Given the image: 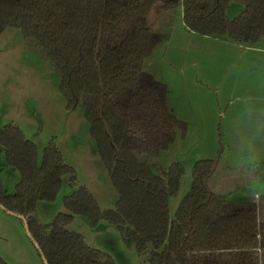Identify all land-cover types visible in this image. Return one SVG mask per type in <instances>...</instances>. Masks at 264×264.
<instances>
[{
	"label": "trees",
	"instance_id": "obj_1",
	"mask_svg": "<svg viewBox=\"0 0 264 264\" xmlns=\"http://www.w3.org/2000/svg\"><path fill=\"white\" fill-rule=\"evenodd\" d=\"M234 1L243 10L228 17ZM155 4L163 11L181 7L185 28L201 35L246 44L264 36V0H0V34L17 28L56 72L66 109L83 110L118 192L114 206L102 209L54 139L38 161L34 142L8 123L0 128V147L20 179L12 193L0 179V205L25 218L47 264H118L67 228L75 215L93 227L116 226L125 245L144 255L141 264H264V195L232 206L208 186L216 160L194 163L190 189L170 217L184 166L163 167L158 158L187 127L168 105L166 84L144 67L164 37L148 18ZM62 186L68 212L41 223L38 204L53 202Z\"/></svg>",
	"mask_w": 264,
	"mask_h": 264
},
{
	"label": "rangeland",
	"instance_id": "obj_2",
	"mask_svg": "<svg viewBox=\"0 0 264 264\" xmlns=\"http://www.w3.org/2000/svg\"><path fill=\"white\" fill-rule=\"evenodd\" d=\"M157 5L148 18L164 37L144 67L168 84L169 107L187 127L177 132L158 158L163 167L172 162L184 166L179 191L169 199L170 217L190 189L192 167L198 160H216L207 182L212 190L226 195L232 206H250L251 198L264 195V38L246 44L189 33L183 27L181 7L163 11ZM242 10L243 4L234 1L226 14L234 17ZM8 123L34 142L38 161L54 139L66 163L75 169L78 183L88 188L102 209L114 206L118 192L89 134L83 110L66 109L56 72L15 27L0 34V128ZM3 167L0 179L6 192L12 193L20 174ZM67 179L62 177L64 183ZM64 193L62 186L53 202L38 204L35 213L41 223L68 212L61 201ZM100 224L93 227L75 215L67 228L83 235L89 245L110 252L118 264H141L144 255L125 245L116 226ZM2 260L45 264L22 220L0 207Z\"/></svg>",
	"mask_w": 264,
	"mask_h": 264
},
{
	"label": "water",
	"instance_id": "obj_3",
	"mask_svg": "<svg viewBox=\"0 0 264 264\" xmlns=\"http://www.w3.org/2000/svg\"><path fill=\"white\" fill-rule=\"evenodd\" d=\"M0 207L3 209V207H2L1 205H0ZM3 210H4V209H3ZM7 212H8V213H11V214H14V215H16V216H18V217L22 220V222H23V224H24V228H25V230H26V233H27L28 236L30 237V233H29V231H28V228H27V224H26L25 218H24L22 215L15 214V213H12V212H10V211H7ZM30 239H31V238H30ZM31 240H32V239H31ZM32 242L34 243L36 249L38 250V245H37L33 240H32ZM41 257H42V256H41ZM42 259H43V261L45 262V264H47L43 257H42Z\"/></svg>",
	"mask_w": 264,
	"mask_h": 264
},
{
	"label": "crops",
	"instance_id": "obj_4",
	"mask_svg": "<svg viewBox=\"0 0 264 264\" xmlns=\"http://www.w3.org/2000/svg\"><path fill=\"white\" fill-rule=\"evenodd\" d=\"M230 4V3H229ZM228 4V5H229ZM227 8H228V6H227ZM227 8H226V12H227ZM181 9V15H182V8H180ZM240 13V12H239ZM169 24V23H168ZM168 24H164V25H168ZM183 27H185L184 26V23H183ZM186 29V28H185ZM157 31V30H156ZM188 31V30H187ZM189 33H192V32H190V31H188ZM262 38H264V36L262 37ZM150 72V71H149ZM152 73V72H151ZM153 74V73H152ZM154 75V74H153ZM155 76V75H154ZM159 80H161L159 77H157ZM162 81V80H161ZM167 88H168V84H167ZM170 103L168 102V105H169ZM172 111L174 112V110H173V108H172ZM37 215V214H36Z\"/></svg>",
	"mask_w": 264,
	"mask_h": 264
},
{
	"label": "flooded vegetation",
	"instance_id": "obj_5",
	"mask_svg": "<svg viewBox=\"0 0 264 264\" xmlns=\"http://www.w3.org/2000/svg\"><path fill=\"white\" fill-rule=\"evenodd\" d=\"M3 166H6L5 160H4V155H3V160H0V170H2L4 168Z\"/></svg>",
	"mask_w": 264,
	"mask_h": 264
}]
</instances>
